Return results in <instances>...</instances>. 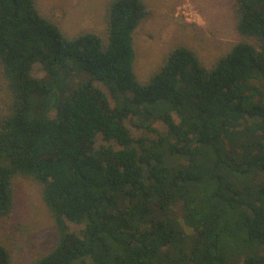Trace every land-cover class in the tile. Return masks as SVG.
<instances>
[{
	"label": "trees",
	"instance_id": "obj_1",
	"mask_svg": "<svg viewBox=\"0 0 264 264\" xmlns=\"http://www.w3.org/2000/svg\"><path fill=\"white\" fill-rule=\"evenodd\" d=\"M233 2L238 42L210 65L179 45L141 81L145 0L75 37L0 0V219L24 175L58 232L32 264H227L232 237L236 264H264V0Z\"/></svg>",
	"mask_w": 264,
	"mask_h": 264
},
{
	"label": "rangeland",
	"instance_id": "obj_2",
	"mask_svg": "<svg viewBox=\"0 0 264 264\" xmlns=\"http://www.w3.org/2000/svg\"><path fill=\"white\" fill-rule=\"evenodd\" d=\"M111 0H37L39 9L56 20L69 37L85 31L106 34V14ZM148 15L135 32L137 77L148 81L166 54L179 45L195 49L210 65L240 40L235 29L233 0H145ZM33 73L43 77L40 63ZM251 181V177H247ZM253 179V178H252ZM255 181V179H254ZM252 182V181H251ZM259 182V181H255ZM16 203L10 217L0 219V243L8 247L11 264H32L57 241L58 232L42 196V186L30 177L15 178ZM250 197V196H248ZM237 238L223 248L227 264L241 262Z\"/></svg>",
	"mask_w": 264,
	"mask_h": 264
}]
</instances>
